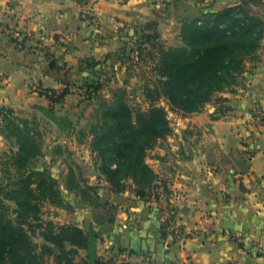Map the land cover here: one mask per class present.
<instances>
[{"label": "crops", "instance_id": "1", "mask_svg": "<svg viewBox=\"0 0 264 264\" xmlns=\"http://www.w3.org/2000/svg\"><path fill=\"white\" fill-rule=\"evenodd\" d=\"M169 2L0 0V109L50 129L63 119L76 134L86 130L80 86L90 78L88 64L100 63L104 72L120 65L136 35L153 33V21ZM238 2L215 0L212 9ZM84 12L95 21H85ZM255 56L232 92L218 94L184 120L177 147L147 159L158 175L157 199L142 200L131 186L114 193L97 168L93 173L81 167L100 206L113 213L96 229L92 207L75 201L78 220L71 225L93 241L89 251L80 252L107 264H264V120L258 116L264 111V40ZM64 90L56 103L41 95ZM3 127L0 119V148L8 142ZM66 136L57 141L77 147L75 134ZM171 209L182 230L179 238L161 229Z\"/></svg>", "mask_w": 264, "mask_h": 264}, {"label": "trees", "instance_id": "2", "mask_svg": "<svg viewBox=\"0 0 264 264\" xmlns=\"http://www.w3.org/2000/svg\"><path fill=\"white\" fill-rule=\"evenodd\" d=\"M261 8H264L262 0H241L238 5L205 12L185 22L181 30L183 45L158 53L155 67L158 79L145 94L148 108L133 110L123 99L103 104L100 124L92 127L90 133V151L114 193H123L132 184L136 197L158 198L153 192L158 175L146 159L148 151L171 133L166 110L160 102H165L169 110L195 114L218 99L217 94L232 92L237 77L246 71L247 59L256 55L264 40ZM97 64L100 65L88 64L90 71H95ZM66 94L67 90L59 95L41 93L52 103L60 102ZM4 112L12 114L10 110ZM11 136L18 144L13 160L21 175L15 183L16 190L5 194L6 200L17 207L15 221L5 218V205L0 198V264H42L44 257H52L55 264H107L92 252L84 257L79 255L93 241L74 225L47 222L41 232L43 244L36 250L27 225L38 220L40 208L31 204V199L50 192V201L59 204L63 197L57 179L45 170H27L29 162L42 154L37 135L13 125ZM95 189L74 169H69L65 190L75 195L80 204L99 205ZM166 227L164 222L161 227L164 236Z\"/></svg>", "mask_w": 264, "mask_h": 264}, {"label": "rangeland", "instance_id": "3", "mask_svg": "<svg viewBox=\"0 0 264 264\" xmlns=\"http://www.w3.org/2000/svg\"><path fill=\"white\" fill-rule=\"evenodd\" d=\"M214 1L215 0H170V2L166 4V8L162 11L161 15H158V20L153 21L151 27L153 33L150 32V34L142 36L136 35L137 38L133 39L132 45L126 50L125 61L117 66L112 65L111 69L107 72L102 70V67H100L101 65H95V71H91L88 76L90 78L82 82L80 86V90L83 94V107L80 109V114L82 117H85V132L79 130L78 134H76L78 129L75 127L72 128V123L63 119L56 121L55 127L50 129L45 124L41 126L40 122L34 123L29 119L8 115V113L5 114L4 111H6V109L2 112L0 111V119L4 124L3 131L5 136H8L6 137L8 140V142H6L7 144L5 143L4 147L0 148V198L5 205L3 208L5 218L12 221L16 220L14 211L17 210V207L12 201L6 200L5 194L9 191L16 190L15 183L21 175V172L16 169L13 160V155L18 149L16 138L11 136L13 125L20 127L22 130L30 131V133L37 135L39 138L42 154L39 156V159L35 158L29 162L27 170H45L47 175H51L52 172L50 169H53V173L57 176L58 187L63 197L59 204H54L50 201V192L46 193L44 196L37 197L36 200L31 199V204L36 203L40 208L38 220L31 221L27 225L31 232L30 240L36 247V250L43 244L41 232L42 229L45 228L47 222H52L54 224H61L62 222L63 224L61 225H71L78 220V218L73 219L75 214L73 206H77L75 201L78 199H76L75 195L65 190V182L69 169H74L76 173L81 175V167H87L90 171L93 169V173L94 169L97 168L95 155L90 151V133L93 129L92 127L100 124V113L103 104L105 102L111 103L115 99H123L133 110L137 108L146 110L148 108V104L145 102L146 89L152 88L155 80L158 79L155 70L158 63V53L167 49L181 47L183 45L181 39L183 24L201 17L205 12H217L212 9ZM240 2L241 0L235 5H238ZM178 32L179 36L176 35ZM177 37H179L178 41ZM254 58H256V56L249 59ZM249 59H247L246 63ZM239 77H237V81ZM216 97H218V94ZM160 106L166 110L171 133L164 139L158 141L157 144L148 151L147 159L159 158V154L161 153L160 150H171L172 147H177L178 143H180L178 142V137L182 135L181 126L185 119L193 115L169 110L165 102H160ZM3 114L6 116L5 118ZM7 120H9L8 123ZM67 133L70 135L66 136L68 139L75 134L79 140L77 147H74V145H62V140L59 142L57 141L58 137ZM173 135H176V139L169 141L168 139L173 138ZM191 135L192 133H188L184 136L189 138ZM53 137H56V139H53ZM48 138L52 139L55 143H49ZM50 154L52 158H46L50 156ZM84 176H86V174ZM81 177L85 180L82 175ZM129 185L131 186L132 184ZM165 189L162 191V194L167 196L168 191ZM36 195H38V192ZM68 207H70V209H68ZM91 212L94 214L93 228L96 229L100 224V220L105 217L109 218L113 213L111 210H104L100 204L92 206ZM78 213H80V211ZM58 220L61 222H58ZM27 226L26 229L28 228ZM79 255L84 257L85 253L79 251ZM42 264H55V260L52 257H44Z\"/></svg>", "mask_w": 264, "mask_h": 264}, {"label": "built area", "instance_id": "4", "mask_svg": "<svg viewBox=\"0 0 264 264\" xmlns=\"http://www.w3.org/2000/svg\"><path fill=\"white\" fill-rule=\"evenodd\" d=\"M82 18L89 22V23H93L95 21V18L94 16L89 13V12H84L82 14ZM0 31H2L1 27H0ZM259 118L264 120V111H261L259 114H258ZM175 198H178V196L176 195ZM174 216H175V211L173 209L170 210V213L168 214V217L167 219L165 220L166 224H167V231L171 232V234H173V236H175L176 238H179V236H181L182 234V230L180 227H178L175 223V220H174Z\"/></svg>", "mask_w": 264, "mask_h": 264}]
</instances>
